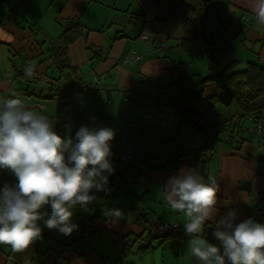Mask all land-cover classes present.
I'll return each instance as SVG.
<instances>
[{"label": "crops", "instance_id": "0c3cea01", "mask_svg": "<svg viewBox=\"0 0 264 264\" xmlns=\"http://www.w3.org/2000/svg\"><path fill=\"white\" fill-rule=\"evenodd\" d=\"M42 1L0 0V98L10 91L16 93L28 107L57 122L61 136L66 124H71L73 134L81 125L113 128L112 191L94 193L95 202L72 209V222L89 226L82 242L70 237L54 245L41 224L42 238L22 252L0 244V264H201L187 251L191 239L184 228L187 218L171 208L165 195L169 177L181 169H196L194 155H202L205 140L180 122L176 107L201 89L210 68L223 69L234 63L239 71L250 62L264 67V24L251 11L253 0L214 4L215 19L206 8L205 17L220 26L219 34L227 31L226 37L217 40L209 21L210 41L189 40L173 18H161V10L151 0H130L128 13L112 14L115 24L106 32L81 20L92 0H48L47 9L58 26L63 24L60 21L75 18L84 29L67 46L70 68L62 77L43 53L48 44L37 30L45 25L44 20L38 23L46 16ZM51 22L47 21L48 28L54 26ZM142 31L149 33L148 40L140 39ZM40 39L43 41L38 42ZM231 40L242 44L245 62L240 63L241 56L231 52ZM29 64L34 68L32 78L25 76ZM67 72H77L80 81L91 83L92 89L74 87L70 95H64L60 86ZM212 91L206 83L204 94L209 96ZM204 99H197L191 107L193 111L200 108L209 123L226 121L225 129L231 128V123L239 124L234 119L239 117L238 107L234 111L239 112L224 116L233 109L217 106L216 111L209 110ZM243 124L247 131L239 128L233 140L225 132L220 134L214 152L207 153L206 182L215 181L220 191L205 231L215 229V221L229 210L237 213L236 224L249 218L264 224V214L258 208L264 192V142L249 132L250 119ZM127 148L138 163L133 173L120 161ZM143 164L149 171L146 176L137 169ZM17 182L10 171L0 169V187ZM110 209L120 210L123 216L109 217ZM43 211L50 213V205ZM165 226L173 233L163 235L159 229ZM206 235L210 243L218 244L212 233ZM147 239L150 244L146 246Z\"/></svg>", "mask_w": 264, "mask_h": 264}, {"label": "clouds", "instance_id": "9594fccd", "mask_svg": "<svg viewBox=\"0 0 264 264\" xmlns=\"http://www.w3.org/2000/svg\"><path fill=\"white\" fill-rule=\"evenodd\" d=\"M251 11L264 24V0H253ZM24 71L27 78L33 77L31 64ZM56 123L28 107L16 93L0 99V169L18 181L0 187V244L16 252L42 238L41 224L70 236L79 227L72 222V209L95 202L94 193L112 191L115 130L81 125L73 134L71 124H66L61 136ZM166 185L168 204L187 218L184 228L191 237L187 247L191 256L201 264H264V224L253 218L236 224L237 213L229 210L215 221L212 236L218 244L200 235L218 202L220 187L215 181L206 182L196 169H181ZM48 205L50 213L43 211ZM107 215L119 219L123 213L110 209Z\"/></svg>", "mask_w": 264, "mask_h": 264}, {"label": "trees", "instance_id": "16d2710c", "mask_svg": "<svg viewBox=\"0 0 264 264\" xmlns=\"http://www.w3.org/2000/svg\"><path fill=\"white\" fill-rule=\"evenodd\" d=\"M151 1L161 10V18H173L189 40H198L201 38L207 40L203 32V22L207 18L205 17L206 8L210 9L211 17L215 19L217 7H213V5L223 4L224 0H209L208 2L204 0ZM208 19L211 21V18ZM60 28V36L57 39H49V41H46L48 45L43 53L46 55L45 59L51 61V64L57 72H59L60 77H62L63 72L70 68L67 46L80 36L84 29L79 20L75 18L60 24ZM210 38L212 39L211 33ZM201 83V89L193 92L187 103L177 104L176 112H178L181 118L180 122L183 125L188 126L195 132L201 133L205 138L204 145L201 147L202 155H194V158L196 161L198 160V162L195 163L196 170L205 177L206 181L208 177L209 161L207 153L210 154L214 152V144L220 134L225 132L226 136L233 140L235 138V131L241 130L239 128H242L243 131H247L248 127L243 124L245 120L250 119L252 123L256 124L262 122L264 124V67L260 66L258 63L250 62L246 64L244 69L239 71H235L234 63H231L223 69L210 68L209 75L205 77ZM206 83H209L213 89L212 94L209 96L204 94V85ZM85 89L89 90L92 89V87L83 88V90ZM197 99L201 101L204 99V102L208 104L206 107H208L209 110H214L217 106L229 108L233 102H236L240 114L238 115L239 117L234 119L239 122V124L236 123L235 125V123H231V128L225 129L224 126L226 121H222L221 124L209 123L206 119V115L203 113L200 114V108L193 111L191 103H194ZM179 108H182L181 112H179ZM260 141L264 142V138ZM262 159H264V157H262ZM137 164L138 163L135 161L124 164V169L133 173ZM172 164L176 165L177 163ZM137 169L142 174L149 172L145 164L139 165ZM131 177L133 178V176ZM261 200L264 201V192L262 193ZM260 213L264 214L262 211H260ZM86 227L89 228V226ZM206 227L205 224L200 235L208 240L209 238L206 233H212L214 229H207L205 231ZM181 234L182 233L179 232L178 235Z\"/></svg>", "mask_w": 264, "mask_h": 264}, {"label": "rangeland", "instance_id": "374dc122", "mask_svg": "<svg viewBox=\"0 0 264 264\" xmlns=\"http://www.w3.org/2000/svg\"><path fill=\"white\" fill-rule=\"evenodd\" d=\"M91 2H92V4L89 5L83 11V17H81V20L83 21V23L86 26H90L95 30L100 29L99 31H101L104 28V32H106L110 27L113 26V24H115L114 19H112L113 18L112 14H115V12H121V11L124 13H128L127 8H128L130 0H92ZM49 4L50 3H48V0L42 1L41 7L44 9L46 16L42 17L38 22V23H41L44 20L45 25L42 28L47 30V31H44L43 29H39V27L37 29L40 32V35L44 39H46V41H49L48 36H50V37L53 36L54 38L59 37L60 32H61L60 26H58L54 22V19L50 13V9L49 10L47 9ZM129 12H131V11L129 10ZM209 12L211 13L210 9H209ZM97 17H99L100 19H95ZM47 18H48V20H47ZM47 21L48 22L52 21L51 23H53L54 26L50 25L48 28ZM60 23H64V21H60ZM219 30H220V26L212 19L211 20V32L214 31V35H215V38L217 40H221V37L227 36V31H225L224 33H221V35H220ZM221 30H222V27H221ZM233 31L234 30L231 29V32H233ZM148 36H149V33H148ZM41 41H43V40L42 39L38 40V42H41ZM231 43L233 45V47H231L232 48L231 52H233L236 56H241V58L239 59V60H241L240 63L245 62L244 60L246 59L245 58L246 53H245V51H243L240 48L242 44L238 43L236 40H231ZM235 47L238 50L235 51ZM44 50H45V46H44ZM235 107H237V104H236V102H233L230 106V111L233 109L232 110L233 113L232 114L231 113L225 114L224 116H227V115L231 116V115H234L236 112H239V111H234ZM217 109L226 110V108H224L222 106H218ZM214 111H216V109ZM221 116H223V115H221ZM247 140H249V136H248ZM78 225H80L78 227V229H80V230L74 231L70 236L62 235L58 232V230L50 231L48 228H46L45 231L50 232V235H51L50 239H52V240H50V242L54 245L60 244L61 241H59V240L66 241V240H69L70 237L72 239H74L76 242H82L83 239L81 237L85 236L88 233L87 230L89 228L85 227L82 223L78 224ZM83 230H86L85 234H82ZM38 246H42V245L39 244ZM45 246L46 245H44V247Z\"/></svg>", "mask_w": 264, "mask_h": 264}, {"label": "built area", "instance_id": "2783aa9c", "mask_svg": "<svg viewBox=\"0 0 264 264\" xmlns=\"http://www.w3.org/2000/svg\"><path fill=\"white\" fill-rule=\"evenodd\" d=\"M209 19L206 18L203 22V32L205 34V38L207 39V41H210L211 38H210V31H209ZM139 37L140 39H143V40H148L149 36L148 34L145 32V31H142L140 34H139ZM6 75H8V73H6ZM74 77L76 78L75 79V82H76V85L75 87L76 88H80V89H83V88H91L92 87V84L91 83H83L80 81L79 79V74L76 72L75 74H73ZM12 94L13 92H9L7 93L6 95H4L2 98L0 99H6V98H11L12 97ZM249 132H251L254 136H256L258 139H263L264 138V124L262 122H258V123H252L251 122V126L249 128ZM120 161L123 163V164H128L130 162H133L135 161L134 160V157L130 151L129 148L125 149L121 155H120ZM144 176L147 175V173H144L143 174ZM258 208L260 211H262L264 213V201L262 200H259V204H258ZM80 230V229H78ZM86 232V230H83ZM130 243V242H129ZM128 243V244H129Z\"/></svg>", "mask_w": 264, "mask_h": 264}, {"label": "water", "instance_id": "95a60500", "mask_svg": "<svg viewBox=\"0 0 264 264\" xmlns=\"http://www.w3.org/2000/svg\"><path fill=\"white\" fill-rule=\"evenodd\" d=\"M205 2H208L209 0H204ZM76 85V82L74 80V76L71 72L66 73V79L61 83V91L64 95H70L72 90L74 89ZM163 235L172 234L173 231L170 226H165L159 229ZM150 244V239L146 240V246Z\"/></svg>", "mask_w": 264, "mask_h": 264}]
</instances>
